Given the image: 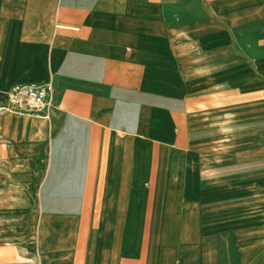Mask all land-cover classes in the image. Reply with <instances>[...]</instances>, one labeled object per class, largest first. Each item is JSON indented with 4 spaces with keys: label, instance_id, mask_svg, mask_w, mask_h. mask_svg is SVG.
I'll list each match as a JSON object with an SVG mask.
<instances>
[{
    "label": "crops",
    "instance_id": "0c3cea01",
    "mask_svg": "<svg viewBox=\"0 0 264 264\" xmlns=\"http://www.w3.org/2000/svg\"><path fill=\"white\" fill-rule=\"evenodd\" d=\"M48 83L0 114V264H264V0H0V106Z\"/></svg>",
    "mask_w": 264,
    "mask_h": 264
},
{
    "label": "built area",
    "instance_id": "2783aa9c",
    "mask_svg": "<svg viewBox=\"0 0 264 264\" xmlns=\"http://www.w3.org/2000/svg\"><path fill=\"white\" fill-rule=\"evenodd\" d=\"M51 95L52 86L50 83L42 86H14L8 91L5 104L0 106V114L38 116L42 110L49 106Z\"/></svg>",
    "mask_w": 264,
    "mask_h": 264
},
{
    "label": "rangeland",
    "instance_id": "374dc122",
    "mask_svg": "<svg viewBox=\"0 0 264 264\" xmlns=\"http://www.w3.org/2000/svg\"><path fill=\"white\" fill-rule=\"evenodd\" d=\"M102 233V226L98 225V237L100 236V234ZM248 243H254L253 241L252 242H248ZM263 245H264V242H263Z\"/></svg>",
    "mask_w": 264,
    "mask_h": 264
}]
</instances>
